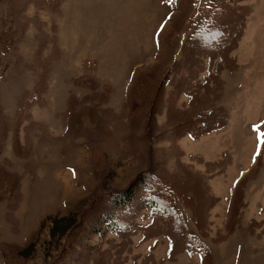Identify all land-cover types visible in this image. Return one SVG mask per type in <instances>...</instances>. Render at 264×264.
Listing matches in <instances>:
<instances>
[{
	"label": "rangeland",
	"instance_id": "obj_1",
	"mask_svg": "<svg viewBox=\"0 0 264 264\" xmlns=\"http://www.w3.org/2000/svg\"><path fill=\"white\" fill-rule=\"evenodd\" d=\"M262 134L264 0H0V264H264Z\"/></svg>",
	"mask_w": 264,
	"mask_h": 264
},
{
	"label": "trees",
	"instance_id": "obj_2",
	"mask_svg": "<svg viewBox=\"0 0 264 264\" xmlns=\"http://www.w3.org/2000/svg\"><path fill=\"white\" fill-rule=\"evenodd\" d=\"M121 195H122V196H121ZM123 195H124V194H122V193L116 195V198H115V200H114L115 204H117V205H121V204L123 203L124 199H126V198H124V199H120V197H124ZM118 196H120V197H118ZM106 221H107V222H108V221H109V222L111 221L112 224H113V218H112V215H111L110 218H108Z\"/></svg>",
	"mask_w": 264,
	"mask_h": 264
},
{
	"label": "snow or ice",
	"instance_id": "obj_3",
	"mask_svg": "<svg viewBox=\"0 0 264 264\" xmlns=\"http://www.w3.org/2000/svg\"><path fill=\"white\" fill-rule=\"evenodd\" d=\"M261 139H262V143H264V134H262Z\"/></svg>",
	"mask_w": 264,
	"mask_h": 264
}]
</instances>
